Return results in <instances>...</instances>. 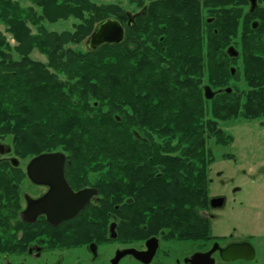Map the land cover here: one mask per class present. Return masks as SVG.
<instances>
[{
  "label": "trees",
  "instance_id": "16d2710c",
  "mask_svg": "<svg viewBox=\"0 0 264 264\" xmlns=\"http://www.w3.org/2000/svg\"><path fill=\"white\" fill-rule=\"evenodd\" d=\"M27 1L33 7L0 0V25L16 44L0 33V140H10L11 155L61 153L67 174L97 172L96 187L113 196L110 210L123 209L126 241L160 231L212 237L203 215L214 163L206 143L232 139L203 114L196 46L186 50L168 36L158 44L149 32L142 42L127 35L118 46L83 51L77 47L98 23L119 20L116 10L88 0ZM71 17L79 21L72 33L40 24ZM34 51L46 63L32 60ZM22 178L0 160V191L17 196Z\"/></svg>",
  "mask_w": 264,
  "mask_h": 264
},
{
  "label": "flooded vegetation",
  "instance_id": "af4514ba",
  "mask_svg": "<svg viewBox=\"0 0 264 264\" xmlns=\"http://www.w3.org/2000/svg\"><path fill=\"white\" fill-rule=\"evenodd\" d=\"M148 3L147 9L141 8L134 16L121 14L120 21L127 29L135 30L137 23L146 20L149 13L150 35L155 37L162 31L166 35L197 37L203 114L214 117L219 125L243 124L247 128L246 148L259 147L262 162L252 174L243 168L235 170L233 175L264 186V0H148ZM233 144L231 141L221 148L231 149ZM237 155V151L225 155L220 170L215 173L219 179L226 178L227 170H234ZM30 161L24 167L21 181H26L28 188H22L15 197L0 191V264L256 262L251 235L200 238V231L195 236H174L169 231H160L145 239L126 241L122 207L115 205L110 210L113 196L109 198L106 188L96 187L97 178L89 180L67 174L66 156L62 165L66 191L58 193L57 202L60 206L74 205L80 209L74 217L53 224L40 207L52 201L49 200L52 188L29 180ZM82 192L86 199L81 197L78 206L75 196ZM215 197L224 199L223 207L217 210L223 209L226 199L222 195ZM241 244L254 249L253 260H223L224 250Z\"/></svg>",
  "mask_w": 264,
  "mask_h": 264
},
{
  "label": "rangeland",
  "instance_id": "374dc122",
  "mask_svg": "<svg viewBox=\"0 0 264 264\" xmlns=\"http://www.w3.org/2000/svg\"><path fill=\"white\" fill-rule=\"evenodd\" d=\"M12 1L19 4V6H21L22 8L33 7L32 4L27 0ZM88 3L97 8L107 7L111 12L116 10V13L118 14L119 24H121V26L125 29L124 40L126 39L127 35H129L130 37L139 38L138 42H142L143 39L140 38L143 36H147L146 34L149 33V25L151 24L150 19L147 18L149 13L147 14L146 20L144 19L141 20L140 23L138 22L137 28L133 31H129L131 29H127L124 25V22L120 21L121 14H129L131 16H134L139 13L141 8L147 9L149 6L148 0H88ZM34 10L39 15V10L37 8H35ZM87 15L89 16V14H86V16ZM108 19L116 20L115 17L112 16H110ZM40 24L41 27L47 32H55L60 34L62 32L72 33L75 26L79 24V21L71 17L66 21H59L56 24H49L46 21H41ZM0 33L7 39V42L11 47H14L16 45L9 34L5 33V29L1 25ZM31 33L35 35L37 33L36 28H31ZM165 36L172 37L173 40H177V42L183 41L184 43L188 44L189 46L186 47V50H190V46L191 48L192 46H196L200 57L196 36L192 34L166 35V33L163 34L162 31H160L159 33L155 34V37L153 36L152 39H155L157 43L160 44L163 42V38ZM88 38L84 40L82 44L77 47V49L86 51L88 49L86 45ZM189 38H191V40H189ZM178 47H176L175 50H178ZM199 57L197 65L199 68L198 78L200 80ZM30 58L34 61L46 63V58L43 55L39 54L37 51H34L30 55ZM219 129L222 130L225 135L229 134L235 144H233L231 149L221 148V146L217 145L215 143V140H213L212 138H209L208 142L206 143L207 149L213 154L214 158V163L211 164L208 169V180L210 184L208 191V201L210 198H216L215 196L222 195L226 199V204L221 210H211L209 208V211L206 210L208 212L205 211V216L210 217L211 219V230L212 236L214 237L220 238L232 236L234 238H243L247 235H251V237H253L254 239L253 245L256 249V262H254L253 264H264V186H262L261 184L259 185L258 181L253 182L246 177L236 178L233 175L235 170L240 171L243 168L247 169L248 174H252L254 170L259 167V163L262 162V152L259 151V147L246 148L248 145V142L246 141L248 139V130L243 124L225 125L221 123L219 125ZM0 145H4L5 148L10 149L9 153L0 156V160L10 163L15 161L16 167H18L21 172L24 173V167L33 158L18 159L12 156L11 144L8 138L0 140ZM231 151L238 152V160L236 162L237 166L234 168V170H227L226 178L222 177L219 179L215 175V173L220 170V167L222 166V160L224 159L225 155H227V153H230ZM95 173L97 172H89V175L86 178L89 180H93L97 177V174ZM22 188L23 190H26L28 188L26 181H23L21 183V185L19 186V191ZM125 264H128V262H126Z\"/></svg>",
  "mask_w": 264,
  "mask_h": 264
},
{
  "label": "water",
  "instance_id": "95a60500",
  "mask_svg": "<svg viewBox=\"0 0 264 264\" xmlns=\"http://www.w3.org/2000/svg\"><path fill=\"white\" fill-rule=\"evenodd\" d=\"M124 30L117 20L107 19L99 23L93 30L92 34L87 40V48L91 51L98 49L103 45L118 46L124 40ZM10 149L5 148L4 145H0V156L9 153ZM63 158L61 153L43 154L33 158L27 168V176L29 180L35 185H49L52 188L51 197L52 200L49 205H41L43 207L42 213H45L48 220L53 224L58 223L64 219H70L74 217L80 207L75 208L60 206L56 197L62 192L66 191L63 180ZM14 165L15 161L12 162ZM77 205L81 200V197L86 199L85 193H80L75 196ZM71 196V198H75ZM224 205L223 198H212L209 200L210 209L216 210L222 208ZM79 206V205H78ZM45 207V208H44ZM223 260L235 261L238 259H244L251 261L254 259V249L248 244L233 245L228 247L222 252Z\"/></svg>",
  "mask_w": 264,
  "mask_h": 264
}]
</instances>
